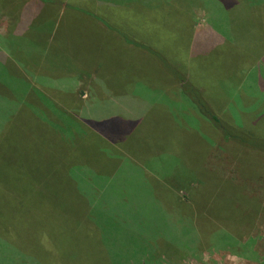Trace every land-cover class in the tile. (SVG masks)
Here are the masks:
<instances>
[{
    "label": "rangeland",
    "instance_id": "374dc122",
    "mask_svg": "<svg viewBox=\"0 0 264 264\" xmlns=\"http://www.w3.org/2000/svg\"><path fill=\"white\" fill-rule=\"evenodd\" d=\"M53 1L0 0V131L18 104V143L47 129L19 149L29 197H0L34 264H263L264 156L223 140L150 52L264 138V0Z\"/></svg>",
    "mask_w": 264,
    "mask_h": 264
},
{
    "label": "trees",
    "instance_id": "16d2710c",
    "mask_svg": "<svg viewBox=\"0 0 264 264\" xmlns=\"http://www.w3.org/2000/svg\"><path fill=\"white\" fill-rule=\"evenodd\" d=\"M40 2H54L53 0H38ZM239 2L243 0H238ZM233 4H237L235 1ZM87 13V12H86ZM264 18V17H263ZM109 26V25H107ZM110 27V26H109ZM112 31H116V29L112 28ZM118 32V31H117ZM125 35V34H123ZM125 41L127 43H132L135 46L146 48L147 50H151L149 47H144L141 43H137L135 41H131L125 37ZM155 54L156 57H160L159 60L164 70L170 75L173 74L175 80L179 84V90L182 96L189 101L192 105L193 109L197 111L203 118L207 119L210 123H212L217 131L221 134L223 140L232 141L238 146L257 152L264 156V138L258 137L256 135L250 134L247 131L242 130L238 126H234L230 123H226L222 120L210 107L206 99H204L201 91L192 85L190 81L186 78L184 74L179 72L175 67H173L166 59L160 56L158 53L150 52ZM32 116V111L27 106H23L18 104V107L15 108V111L8 115V119L5 121V127L0 131V197L3 199L5 196H9L13 193V199H15L18 194L22 192L24 197H29L28 195V187H23V185L28 184L27 179L25 178V172L21 169V164L25 156H22L19 153V149L24 146L25 143H18V138L20 131L15 129L19 122L29 121V116ZM28 118H25L27 117ZM41 125L39 129L42 127V131H40L39 135L34 137L33 141L27 142L25 144V148L28 149L34 145L40 146L43 144L45 140V133L47 132L46 123L40 121ZM14 125V128L11 127ZM28 135V134H27ZM27 159V158H26ZM16 186L18 189L16 190ZM221 193L219 190V186L216 189L215 194ZM16 202H13V208H16ZM32 206L27 210H21L22 216L11 215L10 220L14 224H21L26 226L30 219L34 215L31 214V208L35 207L34 204L37 202H27ZM63 214V213H60ZM222 221L224 218H220ZM238 220H236L237 222ZM5 221H0V264H34L38 263L40 257H38L35 253L30 252L28 249L31 246L24 245L20 243L19 240L22 232L10 227L5 226ZM232 234L235 233L232 231ZM8 235H13V237H8ZM44 235V234H42ZM239 237H241V233L239 232ZM233 237V236H232ZM231 237V238H232ZM235 239V237H233ZM33 242V240H31ZM46 241L42 239V243ZM256 255V253L253 251ZM257 256V255H256ZM258 257V256H257ZM261 262L264 264V253H262Z\"/></svg>",
    "mask_w": 264,
    "mask_h": 264
},
{
    "label": "crops",
    "instance_id": "0c3cea01",
    "mask_svg": "<svg viewBox=\"0 0 264 264\" xmlns=\"http://www.w3.org/2000/svg\"><path fill=\"white\" fill-rule=\"evenodd\" d=\"M38 1V0H37ZM40 2V1H39ZM139 88V87H138ZM160 91H162V90H160ZM180 91V90H179ZM158 94H153L152 95V97H151V99H149V98H145V97H142L141 99H145V100H147V101H151V102H153V103H159V102H156V99H157V97H160V96H157ZM181 96H182V94H181ZM182 98H184L183 96H182ZM185 99V98H184Z\"/></svg>",
    "mask_w": 264,
    "mask_h": 264
}]
</instances>
